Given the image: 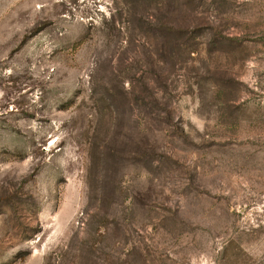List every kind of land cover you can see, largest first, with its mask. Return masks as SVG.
I'll return each instance as SVG.
<instances>
[{"label":"rangeland","instance_id":"rangeland-1","mask_svg":"<svg viewBox=\"0 0 264 264\" xmlns=\"http://www.w3.org/2000/svg\"><path fill=\"white\" fill-rule=\"evenodd\" d=\"M0 264H264V0H0Z\"/></svg>","mask_w":264,"mask_h":264}]
</instances>
